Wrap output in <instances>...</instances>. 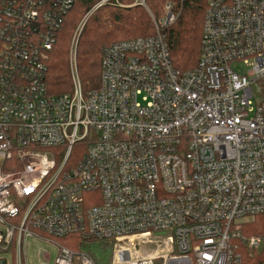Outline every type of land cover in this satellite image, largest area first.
<instances>
[{
	"label": "built area",
	"instance_id": "2783aa9c",
	"mask_svg": "<svg viewBox=\"0 0 264 264\" xmlns=\"http://www.w3.org/2000/svg\"><path fill=\"white\" fill-rule=\"evenodd\" d=\"M75 3L0 0V255L28 264L27 241L82 234L112 242V264H242L238 242L262 245L240 222L264 214V0H208L199 66L185 73L166 40L171 4L151 14L154 35L102 48L86 94L75 46L73 92L55 96L47 61ZM15 156L21 170L4 172Z\"/></svg>",
	"mask_w": 264,
	"mask_h": 264
},
{
	"label": "trees",
	"instance_id": "16d2710c",
	"mask_svg": "<svg viewBox=\"0 0 264 264\" xmlns=\"http://www.w3.org/2000/svg\"><path fill=\"white\" fill-rule=\"evenodd\" d=\"M102 0H76L73 10L66 16L59 31L53 50L49 53L46 85L51 95L72 94L73 83L69 66V44L77 27L89 17L82 30L78 49L77 67L83 92L89 93L100 86L102 54L101 49L112 43L147 38L155 34L153 19L140 6L119 9L104 5L97 9ZM134 1V0H133ZM208 0H146V5L155 20H159L167 4H175L174 12L181 8L177 24L165 30L173 68L179 73L192 71L199 66L203 23ZM132 2V0H131ZM95 9V10H94ZM92 12V13H91ZM21 166L15 156L4 165V172L20 171ZM241 233L245 237H260L262 251L250 249L247 245L238 244L242 264H264V214L255 221L245 224ZM61 239L74 242H97L102 249L113 251L114 245L109 241L97 240L82 234L67 236ZM64 246V245H63ZM67 248V246H64ZM75 252V250L68 247ZM95 264H101L93 253H87ZM113 260V258H112Z\"/></svg>",
	"mask_w": 264,
	"mask_h": 264
},
{
	"label": "rangeland",
	"instance_id": "374dc122",
	"mask_svg": "<svg viewBox=\"0 0 264 264\" xmlns=\"http://www.w3.org/2000/svg\"><path fill=\"white\" fill-rule=\"evenodd\" d=\"M134 1L132 0V2H131V0H119L120 4L116 5V6L114 5V6L119 8V9H129L132 7H128V6L133 5ZM109 5H111L109 7H112L113 4L110 3ZM171 6H172V13L175 16L174 23L172 24V26H174L177 24V21H178L180 15L183 13V11L181 8L178 7L176 9L177 10V13H176L173 10L175 4L174 5L172 4ZM97 8H99V7H95V9H97ZM145 10L147 11V13L151 17V19H153V17L151 16L152 13L149 10V8H147ZM89 17H86L84 19V21L77 27V29L72 34L71 41L69 44L70 72H71L72 49H73V47L76 46V55H77L79 39H80L82 30L85 26V23ZM165 18H166V12L162 11V14H161V17L159 18V20L165 19ZM80 31H81V33H80ZM79 33H80V35H79ZM76 64H77V62H76ZM260 86H262V88L264 89V83H261ZM255 91L257 92V88H255ZM257 96L259 98H261V97H263V93H257ZM83 150L84 149L81 147L75 149L71 164L78 162L81 154L83 153ZM96 199H97V196L94 195V196L88 197L87 201L92 203V202H95ZM253 221H255V219H247V220L241 221L240 224L243 226V225L251 223ZM41 236L44 237L45 239L51 240L52 244H48L44 240H41V241L29 240V241H27L25 249H26V252L28 254V264H44L45 261H44L43 256H42L43 253H49L51 256V261L49 264H54L55 259H56V254H57L56 253V244L60 245V246H63V245L67 246V248L69 247V248L75 250V252L80 253V254H82V253H85V254L93 253L94 255H96V258L100 261L101 264H112L113 251L110 249L99 248L98 246H100V245L97 244V242L92 243V242L81 241L79 243V242H74L73 240L67 241L66 239L50 238V237L46 236L45 234H41ZM262 248H263V246L261 245V247L258 249H255V251L261 252ZM0 257L5 259L7 264H16V259L14 257V251L13 250H10V252L6 253V255L5 254L0 255ZM74 264H78V261L76 259L74 260ZM158 264H161V263H158Z\"/></svg>",
	"mask_w": 264,
	"mask_h": 264
}]
</instances>
